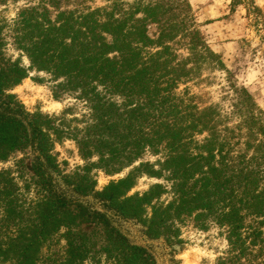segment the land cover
I'll return each mask as SVG.
<instances>
[{
	"label": "trees",
	"instance_id": "obj_1",
	"mask_svg": "<svg viewBox=\"0 0 264 264\" xmlns=\"http://www.w3.org/2000/svg\"><path fill=\"white\" fill-rule=\"evenodd\" d=\"M6 27L0 23V164L18 151L33 156L30 181L0 170V264H85L92 255L96 264H156L104 214L56 190L54 150L64 132L12 94L34 70L62 80L58 87L79 93L92 114L77 145L84 161L97 160L63 177L65 184L125 218H145L150 238L170 240L188 219L212 222L228 231L229 251L218 264H264V114L245 89L229 110L198 102L193 88L202 72L224 64L189 0H105L97 8L41 0L10 26L29 68L6 54ZM147 155L156 162H141ZM139 162L96 192L92 169L115 176ZM141 172L166 184L129 196ZM96 227L105 241L98 255L80 230Z\"/></svg>",
	"mask_w": 264,
	"mask_h": 264
},
{
	"label": "rangeland",
	"instance_id": "obj_2",
	"mask_svg": "<svg viewBox=\"0 0 264 264\" xmlns=\"http://www.w3.org/2000/svg\"><path fill=\"white\" fill-rule=\"evenodd\" d=\"M40 2L41 0H0V23L8 25L4 30L7 44L5 52L14 60L20 59L26 68L31 66L30 61L13 45L10 26L25 7L37 6ZM85 2L92 8L105 4V0ZM189 2L197 27L207 45L224 64V68L206 69L202 72L203 79L193 88L199 95L198 102L202 106L218 104L229 110L237 102L238 92L245 89L264 114V0ZM72 6L62 5V8L70 9ZM61 82L62 80L58 81L47 73L34 70L12 92L29 114L43 115L64 132L63 140L56 143L54 150L60 170L59 174L53 173L56 190L70 201H80L93 212L104 214L132 245L146 249L154 257L156 264H218L219 259L229 251L226 228L212 222L196 223L188 219L177 224L179 232L170 240L163 236L150 238L145 218L142 221L125 218L94 194L82 197L72 186L65 184L63 177L73 178L80 169L97 159L84 161L77 145V141L83 136L82 130L91 122L89 106L80 100L79 93L58 87ZM32 156L31 150L15 152L8 162L0 164V170L12 171L20 184L30 181L31 175L26 167ZM156 160L157 158L147 155L141 162L154 163ZM141 162L115 176L92 169L90 175L97 181L96 192H101L110 182L126 177ZM137 177V185L129 196L144 193L156 184H166L164 179L152 178L142 172ZM32 196L33 193L28 197ZM170 198L171 196H164L163 200L168 201ZM147 213L149 216L150 209H147ZM80 230L84 244L92 254L98 255L105 244L101 228ZM63 246L64 243L54 245V250H60ZM93 258L92 255L85 264H96ZM101 264H104V260Z\"/></svg>",
	"mask_w": 264,
	"mask_h": 264
}]
</instances>
